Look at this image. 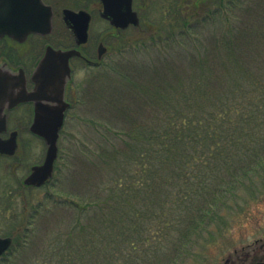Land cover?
<instances>
[{
    "label": "trees",
    "instance_id": "1",
    "mask_svg": "<svg viewBox=\"0 0 264 264\" xmlns=\"http://www.w3.org/2000/svg\"><path fill=\"white\" fill-rule=\"evenodd\" d=\"M223 6L192 15L187 29L215 20ZM224 12L213 49L192 39L203 56H189V73L136 86L132 97L147 116L101 125L107 146L90 158L100 181L83 190L80 203L65 201L75 206L73 225L47 241L40 264H169L190 257L205 234H219L222 209L239 198L242 180L253 177L248 191L257 197L264 180V44L255 37L264 39V21L251 30ZM174 31L150 40L169 45ZM180 36L187 38L184 30ZM132 81L124 76L123 83Z\"/></svg>",
    "mask_w": 264,
    "mask_h": 264
},
{
    "label": "rangeland",
    "instance_id": "2",
    "mask_svg": "<svg viewBox=\"0 0 264 264\" xmlns=\"http://www.w3.org/2000/svg\"><path fill=\"white\" fill-rule=\"evenodd\" d=\"M241 1L235 8H229L228 0L224 3L222 0H175V7L169 12H143L140 14L144 21L143 31L130 28L119 36H113L108 45L109 53L100 67L75 71L70 86L72 92L68 94L74 105L60 133L59 156L51 182L42 189L24 190L21 182L28 174L24 167L16 174L7 172V177L0 178V234L13 238V244L1 257L0 264H40L47 241L73 225L75 206H67L65 201L79 202L83 190H92L93 184L100 181L101 173L90 160L107 146V127L103 130L101 125H107V121L126 125L128 116L133 118L146 114L141 111L138 95L132 97L139 90L136 86L143 81L158 86L163 79L170 84L185 72L189 73V56L202 53L192 41L201 37L207 48L213 49L215 38L222 35L225 10L230 16L242 19L239 23L251 30L261 27L264 0ZM221 4L224 5L222 13L215 20L203 24L192 21L193 31L187 29L192 25L189 17H204L205 13L207 15ZM185 18L189 19L183 23ZM59 26H63L60 21L56 27ZM173 27L176 34L171 36L173 40L169 45L163 40L159 42L157 39L155 44L150 40L152 34L164 33L166 36L169 30L173 32ZM62 29L59 27L60 33L66 35ZM106 29L104 25H95L92 30L94 41L96 35ZM181 30L187 38L180 36ZM245 40L250 42L251 38ZM255 40L264 44V39L255 37ZM124 76H130L133 81L123 83ZM108 99L114 104H107ZM123 105L125 110L119 113V107ZM117 144L122 145V142ZM44 149V144L34 141L29 163L42 161ZM252 181L253 177L242 180L243 184L238 187L239 198L229 200L233 208L222 209L226 224L221 225L219 234L212 237L205 234L190 257L187 254L184 259L178 257L169 264H250L263 256L264 180L254 199L248 191Z\"/></svg>",
    "mask_w": 264,
    "mask_h": 264
},
{
    "label": "flooded vegetation",
    "instance_id": "3",
    "mask_svg": "<svg viewBox=\"0 0 264 264\" xmlns=\"http://www.w3.org/2000/svg\"><path fill=\"white\" fill-rule=\"evenodd\" d=\"M11 1L12 25L17 28L28 26L27 22L31 19L32 0ZM127 3L131 11L136 14L138 24L135 26L130 24L124 28L118 27L113 24V18L108 12L127 11ZM43 6L51 8L52 11L50 33L21 35L18 33L17 37L0 33V178L7 177V172L16 174L20 168H27L28 174L23 177L21 184L24 190L29 191L44 188L51 182L56 171L57 161L53 176L46 183L38 187L26 184L32 169L44 163L48 150L46 141L32 131L37 105L42 102L41 99H33L32 94L37 88L38 68L45 58L48 48L76 51L80 54L74 55L69 61L71 77L66 84L65 101L70 104V107L65 114L66 123L68 112L74 105L69 101L68 94L72 92L70 86L73 83L75 71L100 67L109 53L108 45H110L113 36H119L120 33L130 28L143 31L144 21L141 13L169 12L174 9L175 0H40L39 7ZM66 12L72 14L66 15ZM79 13H86L87 16L78 18L75 14ZM87 18L89 20L88 36L84 43H79L74 28L85 26L84 20ZM40 19H42L41 15ZM59 21L64 26L59 27L63 28L62 31H65L66 35H62L59 27H56ZM99 24L104 25L107 29L103 33L97 34L94 41L95 34L92 30L95 25ZM113 31L117 34L112 33ZM67 35L68 37H66ZM67 39L70 42H67ZM34 141L41 145L44 144L45 149L43 160L32 164L29 163V156L31 144ZM0 237L11 238L12 236L4 237L0 234ZM252 263H264V254L258 259H254L250 264Z\"/></svg>",
    "mask_w": 264,
    "mask_h": 264
},
{
    "label": "water",
    "instance_id": "4",
    "mask_svg": "<svg viewBox=\"0 0 264 264\" xmlns=\"http://www.w3.org/2000/svg\"><path fill=\"white\" fill-rule=\"evenodd\" d=\"M39 6L40 0H32L31 19L27 22L28 26L17 28L12 25L10 16L12 1L0 0V33L15 37L19 36V34L49 33L52 28L51 8L44 6L41 8ZM108 13L113 18V24L118 27L124 28L130 23L138 24L136 15L131 11L128 3L127 11H112ZM69 14L66 13V15ZM83 14L85 13L75 14V16L80 18ZM40 15L42 19H40ZM71 19L73 18L71 17ZM84 21L86 23L85 26L81 25L74 28L79 43L85 42L88 34V20ZM74 55L78 56L80 54L76 51L48 48L45 58L38 68L36 76L37 88L35 93L32 94V98L35 100L41 99L40 101L42 102L37 105L32 131L46 141L48 150L44 163L32 169V173L26 180L27 185L41 186L50 180L53 175L54 163L58 156L57 141L64 125L66 111L70 107V104L65 101V89L71 77L69 60ZM11 243V238H0V256L10 247Z\"/></svg>",
    "mask_w": 264,
    "mask_h": 264
}]
</instances>
